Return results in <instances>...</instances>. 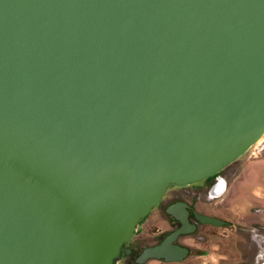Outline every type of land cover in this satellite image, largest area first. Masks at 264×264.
Masks as SVG:
<instances>
[{
  "label": "water",
  "instance_id": "95a60500",
  "mask_svg": "<svg viewBox=\"0 0 264 264\" xmlns=\"http://www.w3.org/2000/svg\"><path fill=\"white\" fill-rule=\"evenodd\" d=\"M262 137L264 0H0V264H116Z\"/></svg>",
  "mask_w": 264,
  "mask_h": 264
},
{
  "label": "rangeland",
  "instance_id": "374dc122",
  "mask_svg": "<svg viewBox=\"0 0 264 264\" xmlns=\"http://www.w3.org/2000/svg\"><path fill=\"white\" fill-rule=\"evenodd\" d=\"M220 174L223 177L226 175L224 178L227 179L229 187L233 185L234 178L244 174V180L239 182L238 188L240 190L247 188L251 197L248 200L247 198L240 200L241 205L239 204V209L236 211L227 208L222 202L224 192L213 200H210L207 194H202L194 202L197 211L217 214L228 224L226 226L203 224L196 234L180 239L181 244L191 249V254L184 261L162 264H261L264 262V221L259 219L253 221L254 218H258V213L264 211V137ZM214 181L212 179L208 182L202 181L187 189L194 193L199 192L197 190L199 187L204 185L206 189ZM243 194L247 195L246 192ZM254 198L259 200L254 201ZM248 216L250 219L247 218ZM169 231V225L161 218L160 209H153L139 223L130 247H137L140 252L144 245L155 243L162 234ZM129 260L131 259L126 258V261L124 259L117 264L134 263V259L131 262ZM148 264H160V262L151 261Z\"/></svg>",
  "mask_w": 264,
  "mask_h": 264
},
{
  "label": "flooded vegetation",
  "instance_id": "af4514ba",
  "mask_svg": "<svg viewBox=\"0 0 264 264\" xmlns=\"http://www.w3.org/2000/svg\"><path fill=\"white\" fill-rule=\"evenodd\" d=\"M219 176L224 180L226 179V178H224V177H226V175H224V177H223L222 174H219L218 177ZM212 180H215L217 183L218 182L217 176L212 178ZM209 181H211V179H209ZM205 182H208V181H205ZM188 187H190V186H188ZM188 187H170V188H168V190L164 194L161 202L154 208V209H156V208L160 209L161 218H162V220L167 222V224L170 227V231L162 234L161 238L159 240H157L155 243H153L151 245H147V246L144 245V248L140 252H138V250L136 249L137 247H130V244L133 243V241H134V237H133L131 242L124 246L122 255L117 262L124 260V259L126 261V258L131 259V260H129V262H131L134 259L133 264H148L151 261H157V262H160V264L182 262L191 254V249L188 246L180 243V239L182 237L192 236V235L196 234L197 231L199 230L200 226H202L203 224H209V225H214V226H226L228 224V222L226 220L219 218L217 216V214L200 213L195 208L194 202H195V200L199 199L202 196V194H207V196L210 200L215 199L217 196H214V194H216V192L219 190L220 186H216L215 189H213L211 187L204 189L205 186L203 185V186L199 187V189H197V190H199V192H195V193L188 190L187 189ZM202 190H204L205 192H202ZM182 203H186L188 205L185 208V210L187 212L186 219L188 222V231L184 234H180L178 236V238L174 241V244L180 245L182 247H186L188 249V254L186 255V257L180 261H169V260H166L165 258L149 257V258H146L144 261L139 262V258L141 257V255L143 254V252L147 248L155 247V246L162 244L173 232L177 231L178 229H180L184 226V223L181 220H179L173 214L169 213V209L174 207L176 209L177 214L182 216V213H181L182 208H180V206H179ZM197 214H201V215H205V216H208L211 218L218 219L222 223L220 225H216V224H212V223L202 222L198 218ZM192 227H194V228H192ZM141 246H143V245H141ZM117 262H116V264H117ZM263 263L264 262H262L261 264H263Z\"/></svg>",
  "mask_w": 264,
  "mask_h": 264
},
{
  "label": "crops",
  "instance_id": "0c3cea01",
  "mask_svg": "<svg viewBox=\"0 0 264 264\" xmlns=\"http://www.w3.org/2000/svg\"><path fill=\"white\" fill-rule=\"evenodd\" d=\"M226 182H227V186H226V189L224 191V194H223V199H222V202L224 203V205L231 209V210H236L238 211V207H239V202L240 200H243L245 198H250L251 195H250V191L247 189V188H244V190H240L238 188V184H240L239 182L240 181H243L244 180V174L242 176H237L236 178H234L232 181H233V185H231L230 187L228 186V181L227 179H225ZM232 183V182H231ZM211 188H216V181H214L211 185H210ZM242 192V193H241ZM247 193V195H244L243 193ZM247 196V197H246ZM255 200H259V199H256L254 198V201ZM262 204V203H261ZM241 205V204H240ZM242 207V206H241ZM264 211L262 213H258V218H254L253 221L259 219L261 221H264ZM250 216V215H249ZM247 217L250 219V217Z\"/></svg>",
  "mask_w": 264,
  "mask_h": 264
},
{
  "label": "bare ground",
  "instance_id": "6f19581e",
  "mask_svg": "<svg viewBox=\"0 0 264 264\" xmlns=\"http://www.w3.org/2000/svg\"><path fill=\"white\" fill-rule=\"evenodd\" d=\"M220 185H223V183H222V184H220ZM220 185H219V186H220Z\"/></svg>",
  "mask_w": 264,
  "mask_h": 264
},
{
  "label": "trees",
  "instance_id": "16d2710c",
  "mask_svg": "<svg viewBox=\"0 0 264 264\" xmlns=\"http://www.w3.org/2000/svg\"><path fill=\"white\" fill-rule=\"evenodd\" d=\"M207 181H209V180H207Z\"/></svg>",
  "mask_w": 264,
  "mask_h": 264
}]
</instances>
